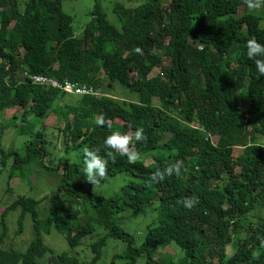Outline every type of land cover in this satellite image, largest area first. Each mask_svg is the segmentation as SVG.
Wrapping results in <instances>:
<instances>
[{
	"label": "trees",
	"instance_id": "16d2710c",
	"mask_svg": "<svg viewBox=\"0 0 264 264\" xmlns=\"http://www.w3.org/2000/svg\"><path fill=\"white\" fill-rule=\"evenodd\" d=\"M63 2L0 0V113L12 112L19 133L30 132L25 161L43 162L50 155L40 119L58 111L66 149L95 150L106 163V176L127 173L136 180L121 193H80L83 168L65 162L58 191L76 209L56 217L55 198L48 219L71 247L105 230L91 244L92 259L58 254L46 245L42 232L53 228L41 227V200L20 195L2 213L0 264H95L110 237L127 244L113 257L124 264H264V77L244 54L248 39L264 44L262 17L251 11L240 15L241 7L248 8L245 0H146L134 8L116 4L118 27L96 0L92 21L76 35ZM156 68L160 72L153 74ZM25 72L77 81L98 95L33 84ZM106 78L132 98L99 96ZM101 116L105 124L98 125ZM6 126L0 125V155L3 161L15 156L17 166L20 155L3 146ZM137 127L144 130L142 141L134 138ZM110 131L129 136V148L138 154L134 163L103 145ZM144 152H152L148 161L139 155ZM177 161L178 174H163ZM157 170L162 178L152 181ZM184 198L195 200L191 208L180 203ZM151 204L159 215L138 245L117 216ZM18 208L19 231L29 214L36 234L24 252L2 248L6 215ZM173 244L183 255L157 258Z\"/></svg>",
	"mask_w": 264,
	"mask_h": 264
},
{
	"label": "rangeland",
	"instance_id": "374dc122",
	"mask_svg": "<svg viewBox=\"0 0 264 264\" xmlns=\"http://www.w3.org/2000/svg\"><path fill=\"white\" fill-rule=\"evenodd\" d=\"M98 1L107 13L109 21L120 27L121 23L117 15L114 13V7L116 4L122 3L126 7L134 8L139 4L144 3L146 0ZM95 3L96 0H64L63 10L73 17V28L76 35H81L86 25L92 21L93 16L91 15V12L94 9ZM246 11H251L261 16V27L264 28L263 5H261L259 9L254 10L241 7L240 15L244 14ZM2 26L0 14V27ZM236 48L237 45H232L231 47L233 50H236ZM165 64H168V61ZM110 65L111 61H105V70H108ZM159 72L160 69L156 68L153 71V74H158ZM102 95H111L121 99L132 98V95L126 88L117 82L110 81L108 78H106L104 86L99 91V96ZM60 104L64 105L63 102H60ZM242 104L244 107L247 106V102L244 100L242 101ZM57 112L53 111L48 118L40 119L41 122L46 125L45 139L48 141V150L50 151V155L45 156L43 162L36 159L25 161L26 142L30 139V132L23 130L24 134L19 133V129L14 127L13 123H11V117L13 116L12 112L0 113V125L2 122L7 125L3 136V146L6 151H15L16 154L20 155V163L17 166H14L15 156L8 157L3 161L2 156L0 155V223L2 213L7 209V206L20 195H26L41 200L38 209L42 219L41 227L44 228V231L52 226L48 217L51 212L53 201H56L55 198L59 201L55 208L56 217H58L60 211L73 213L76 209L75 201H71V203L70 201H64L67 198V193L58 191L59 180L64 172L66 163H77L83 168L82 153L87 147H82L78 150H68L65 148L63 133H59V128L64 126L65 121L63 119H58ZM16 122L18 124L21 123L20 118ZM260 137L264 141V136ZM139 155H147L145 158L148 161L151 158L152 152H144ZM59 167L61 168V171H57V168ZM81 175L82 179L81 181L79 180V186H81V188L79 187L77 189L80 193L90 191L95 195L105 196L117 192L121 193L122 186L125 183L136 180L130 174L119 173L115 176H106L101 179L97 185L92 186L84 180L83 174ZM74 189L76 190V187ZM122 198L126 197L123 196ZM21 214L22 210L18 208L10 210L6 215L5 224L7 226V234L4 243L2 244V248L24 252L34 240L36 234L34 232L32 218L29 214L25 215L22 231H19V218ZM158 215L159 213L155 204H151L145 206L140 211L128 209L121 212L117 216V223L129 232L134 237L135 243L139 245L145 238L147 227L157 220ZM51 228H53V226ZM101 230L102 228H98V230L95 231V234L88 236L86 241L77 247H71L66 237L54 228L50 233L42 232V236L45 244L50 248H53L55 253L59 254L67 252L70 255L79 257L81 260H90L93 256L91 244L96 242L100 236L106 234L105 230L104 232ZM2 231L3 225L0 224V233H2ZM126 247V243L110 237L106 246L103 248L101 259L95 264H124L123 259H116L115 261L113 257L122 254ZM158 250L160 251L161 249L159 248ZM161 253L171 255L170 257L173 259H178L181 253L183 255V251L176 244L169 245L162 249L160 253L157 254V258ZM50 256V253L46 254L41 262L46 263ZM138 260H141L139 255Z\"/></svg>",
	"mask_w": 264,
	"mask_h": 264
},
{
	"label": "clouds",
	"instance_id": "9594fccd",
	"mask_svg": "<svg viewBox=\"0 0 264 264\" xmlns=\"http://www.w3.org/2000/svg\"><path fill=\"white\" fill-rule=\"evenodd\" d=\"M247 7L250 10L259 9L264 0H245ZM246 57L254 63L256 73L258 77H264V44L258 42L254 37L250 38L245 43ZM96 124H105L104 118L98 117ZM111 128V125H107ZM144 130L141 127H137L134 132V138L137 141L145 139ZM129 136L126 133L119 131H110L103 139V145L111 150L119 153L120 156L126 157L128 163H134L138 154L136 151L129 148ZM83 178L86 182L92 186L97 185L98 182L106 177V163L104 159L97 154L95 150L85 148L83 150ZM181 164L177 161L175 164L165 167L163 174L170 175L172 173H179ZM157 178H162V174L159 170L151 176V180L155 181ZM180 203L185 208H191L195 203L194 199L184 198Z\"/></svg>",
	"mask_w": 264,
	"mask_h": 264
},
{
	"label": "built area",
	"instance_id": "2783aa9c",
	"mask_svg": "<svg viewBox=\"0 0 264 264\" xmlns=\"http://www.w3.org/2000/svg\"><path fill=\"white\" fill-rule=\"evenodd\" d=\"M24 75L33 84L59 89L73 95H98V92H96L93 87L80 84L77 81L67 79L64 82H61L58 79L45 74H30L28 72H25Z\"/></svg>",
	"mask_w": 264,
	"mask_h": 264
}]
</instances>
